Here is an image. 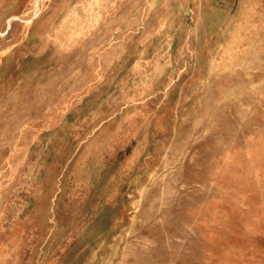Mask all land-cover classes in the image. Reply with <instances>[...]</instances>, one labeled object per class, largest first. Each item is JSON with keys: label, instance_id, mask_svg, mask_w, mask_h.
Masks as SVG:
<instances>
[{"label": "rangeland", "instance_id": "obj_1", "mask_svg": "<svg viewBox=\"0 0 264 264\" xmlns=\"http://www.w3.org/2000/svg\"><path fill=\"white\" fill-rule=\"evenodd\" d=\"M0 264H264V0H0Z\"/></svg>", "mask_w": 264, "mask_h": 264}]
</instances>
